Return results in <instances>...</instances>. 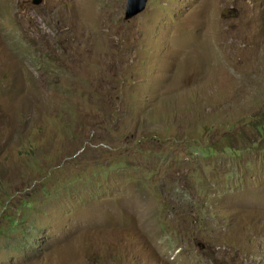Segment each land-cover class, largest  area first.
Listing matches in <instances>:
<instances>
[{"label": "rangeland", "instance_id": "obj_1", "mask_svg": "<svg viewBox=\"0 0 264 264\" xmlns=\"http://www.w3.org/2000/svg\"><path fill=\"white\" fill-rule=\"evenodd\" d=\"M0 0V264H264V0Z\"/></svg>", "mask_w": 264, "mask_h": 264}, {"label": "water", "instance_id": "obj_2", "mask_svg": "<svg viewBox=\"0 0 264 264\" xmlns=\"http://www.w3.org/2000/svg\"><path fill=\"white\" fill-rule=\"evenodd\" d=\"M149 0H126L124 20H131L142 13ZM41 0H34V5H39Z\"/></svg>", "mask_w": 264, "mask_h": 264}]
</instances>
